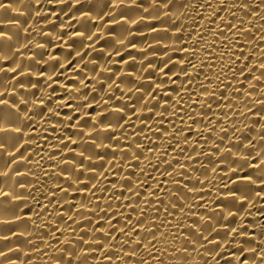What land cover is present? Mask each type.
<instances>
[{"label": "bare ground", "instance_id": "1", "mask_svg": "<svg viewBox=\"0 0 264 264\" xmlns=\"http://www.w3.org/2000/svg\"><path fill=\"white\" fill-rule=\"evenodd\" d=\"M0 33V264H264V0H0Z\"/></svg>", "mask_w": 264, "mask_h": 264}, {"label": "snow or ice", "instance_id": "2", "mask_svg": "<svg viewBox=\"0 0 264 264\" xmlns=\"http://www.w3.org/2000/svg\"><path fill=\"white\" fill-rule=\"evenodd\" d=\"M2 35L3 33H0V36ZM261 66L264 67V64H262ZM261 75L264 76V72H262ZM18 119L19 117L17 116L16 113H12V112L0 113V122H3V126H0V132H14L16 134L22 133V128L17 126L16 124V120ZM3 147H5V145L0 144V148H3ZM243 179L250 180L251 177L246 175L243 177ZM121 231L123 230L121 229ZM241 264H243V262H241Z\"/></svg>", "mask_w": 264, "mask_h": 264}]
</instances>
